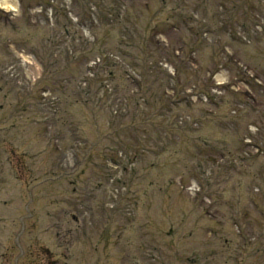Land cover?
<instances>
[{
  "label": "rangeland",
  "instance_id": "374dc122",
  "mask_svg": "<svg viewBox=\"0 0 264 264\" xmlns=\"http://www.w3.org/2000/svg\"><path fill=\"white\" fill-rule=\"evenodd\" d=\"M16 2L20 10L23 9V6L32 3L31 0H16ZM142 2L143 0H136V3ZM43 14L45 21H37L36 24H32L23 20L21 26L20 22L17 23V31L15 34L11 33L13 39L9 33L8 26L10 25L7 21L12 20L15 23L21 16L18 18L19 13L16 15L10 12L0 14V48H2L0 52H5L0 56V63L4 68L9 67V72L13 77L8 79L7 75L0 72V83H4V85H0V216L4 219L12 218L6 222L0 221V264H50L51 261H54L52 264H65L75 253L77 257L80 255L84 259L82 264H178L181 263L180 260H183L185 264H222L220 252L225 249V242H230L238 235L237 228L239 231L250 234L252 232L255 234V231L258 230L259 232L260 229H263L259 235H263L264 241V215L262 216L264 193L261 192L260 195L254 189L255 185L264 183V177L260 174L257 163L253 162L254 160L262 163L264 158L258 156L254 159L253 156L255 155H252L253 158L242 168L228 167L223 169L221 166L223 161L228 165L224 159L228 157V152L236 149L235 141H242L248 135L250 125L259 127L264 137V100L260 99L264 95L260 94L261 97H258L253 91V84L246 82V77L242 74L238 77L235 69L228 68L226 69L228 70L226 71L228 84L224 89L225 92L214 98L212 102L197 99L195 97V95H199L197 92L205 90L201 87L202 83L210 79L209 84L210 86L213 85L210 74L213 73L215 66L213 63L205 66L202 59V64L206 69L198 79H193L197 84L188 82V78L191 79V75L201 65H193L191 62L184 63L183 70L179 72L180 90L176 100H189V102H184L187 104L186 111L190 112L195 123H200L196 127L198 129L197 135L205 140H207L206 137H210L207 140L210 144L209 147L214 151L219 147L223 151L217 155H212L205 152L208 150L207 148H204L202 154L193 149L191 156L187 157V153L182 147H179V144H172L171 147L174 149L163 151L158 157L145 155L143 160H140V164H143L141 173L125 176L129 185H132V189L136 192L132 201L133 204L137 201L139 203L136 210L123 211V207L119 206L121 211L113 217L111 226L104 228L101 225L99 235L89 232L91 231L89 227L94 226L98 218L102 216L103 209L109 208L111 197L122 196L123 192L119 191L113 195L110 184L107 182L105 185L96 183L93 185L89 182L90 178L94 174L96 177V173H98L95 171L94 157L88 166L84 163L82 168L77 170L78 173L83 172L85 175L83 184L78 185L74 180L68 178L65 174L70 172L75 164L72 163V166H68L67 160L65 162L60 160V154L77 144L74 139H71L72 136L68 132L72 125H69L64 118L65 116H61V114L60 120L56 122L52 123L53 116L50 118V127L42 125L47 119L46 113H49L48 104H42V93L49 89L45 88V84L41 80L39 82V79L46 80L53 74V70L45 69V73L41 77L42 72L41 67L39 71L40 64L38 63L40 62L37 56L42 55V42L45 46L50 47L51 40L48 36L54 27L52 14H47V10ZM26 20H28L27 15ZM46 23L47 25H45ZM123 29H125L124 25L116 26L112 33L115 36L118 31ZM114 36L110 43H115ZM177 36V34L171 36L172 40L177 41ZM53 42L58 43L54 56L56 58L58 52L65 49V45L60 43L59 38ZM67 45L68 48L72 46L71 44ZM75 45H78V41ZM257 48L264 51V44H260V46L255 44L250 53H253ZM10 49L16 58L18 52L19 55L23 56V60H25L24 56H32L36 59L35 73L41 72L36 82L27 76L28 72L26 71L30 69V65L23 64L20 57L18 62L9 58L8 51ZM90 49L91 47H86L84 52L79 53V57L89 52ZM200 52L203 57L210 59V48H200ZM94 56H89V59ZM82 64L83 61L78 65L79 72L82 69ZM62 67V61L55 66V68ZM251 75L257 78L254 73ZM176 83L178 84L177 81ZM125 85L126 83H120L118 87L122 95L128 88L130 89ZM17 91L29 98L28 102L34 103L42 110L40 118L28 116L30 113H34L33 108L25 107L21 109L25 110L23 113L20 112V109L17 111V108H20ZM174 91V86L170 85L167 96L173 98L176 95L173 94ZM193 92L196 94H192ZM232 93L236 94L233 95ZM189 94H192L193 97ZM49 99L48 96L47 100ZM74 102L75 98L70 100V104ZM255 103L262 105L259 107ZM59 104L61 109H65V100L61 95ZM238 104H246V106L242 105L241 108L246 107V110L249 109L252 112H233ZM101 105L100 110L103 115L109 116L103 101ZM13 108L16 113H14ZM80 108L81 110L76 111L77 119L73 117L72 121L82 122V129H85L83 131L88 134L85 137L93 142L95 141V134L89 125L94 122V119L87 107L80 105ZM121 112H126L124 120H129L130 114L133 115L136 112L133 102L121 103ZM29 121H32L31 127H34V124L37 126L36 123L41 122L38 130L39 136L30 138L31 135L28 133ZM44 129L49 131L47 135ZM192 137L194 134L183 141L185 146L193 148ZM36 140L40 142L38 148L35 146ZM216 142L228 144L221 147ZM54 148L57 150V153L54 151L56 155L53 154L54 152L51 154V157L55 155L54 169L44 178L61 179L62 183L54 186V189L47 194L45 192L48 190L44 183L45 179H40L38 176L49 172L50 165L47 166L49 163L43 161L44 156L41 153H46L48 149L54 150ZM79 148L82 147L79 145ZM27 151L32 152L31 155L37 154V157L32 158L31 162L27 160L31 163L30 165L23 166L20 160L21 155ZM212 161L217 166L216 170L210 164ZM200 163L204 166L202 167L203 170L205 167L207 170L206 177L203 178L199 174L198 165ZM154 164H157V168L163 175L161 187L164 189L156 188L159 183L154 179V174H150V171L147 172V167L152 168ZM31 169L40 171L44 169V171L30 174ZM93 171L95 173L92 174ZM192 173L195 174L196 180L202 182L201 184L196 182L199 185L197 192L191 189ZM118 177L120 178V175ZM167 177L171 178L174 186L164 184ZM92 179L95 182V179ZM99 180L101 183L103 182L101 179ZM247 187L250 188L249 191H247ZM39 193H41L40 199L31 209L40 213L41 217L28 222L34 226L23 237L20 232L19 220L24 216V204L27 199L24 197L32 194L37 199L36 194ZM67 199H71L72 202L71 206L69 204L65 206L68 209L67 213L74 215L75 219L79 220L78 223L71 218L66 223L58 219L64 206L56 205L53 202L56 200L66 201ZM222 200L233 203V208L240 211V214L238 215L236 211H233L230 215L223 216L221 211H225L226 207L221 203ZM253 200H256L257 203L254 206L251 203ZM131 207L133 206L131 205ZM90 209H93L95 215ZM242 213L246 215L241 218ZM254 218H256V222ZM37 221L38 224H35ZM72 223L78 224L80 231L83 229L81 231L82 237L80 231L73 230L75 226L71 228L67 226ZM249 223L251 226H248ZM59 228L64 232L66 229H71L73 234L57 240L56 234L60 231ZM87 229L89 231H86ZM19 232L21 234L19 243L23 248L25 247V252L22 255H19L21 248L19 251L18 246L14 244ZM139 244L142 246L146 244V247L139 250L137 249ZM48 247L50 253L48 251L47 253L38 252L42 251L40 248L46 250ZM261 248L262 250L255 256L264 260V245ZM130 254L131 258L129 257ZM122 255L125 259L124 257L121 259ZM229 256L233 257L232 254ZM239 262V259L233 262L226 260V264H238Z\"/></svg>",
  "mask_w": 264,
  "mask_h": 264
},
{
  "label": "bare ground",
  "instance_id": "6f19581e",
  "mask_svg": "<svg viewBox=\"0 0 264 264\" xmlns=\"http://www.w3.org/2000/svg\"><path fill=\"white\" fill-rule=\"evenodd\" d=\"M2 7L7 10H14L16 8L12 0H6V2H3Z\"/></svg>",
  "mask_w": 264,
  "mask_h": 264
}]
</instances>
